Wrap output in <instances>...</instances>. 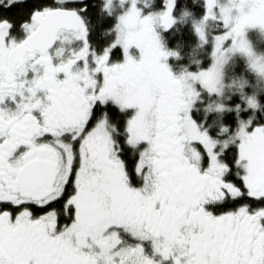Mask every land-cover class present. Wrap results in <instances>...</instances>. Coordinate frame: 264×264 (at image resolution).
<instances>
[{"label": "snow or ice", "instance_id": "6c2138e0", "mask_svg": "<svg viewBox=\"0 0 264 264\" xmlns=\"http://www.w3.org/2000/svg\"><path fill=\"white\" fill-rule=\"evenodd\" d=\"M182 3L159 0V11L144 15L132 0L115 21L125 35L97 52L85 0H0V264H264V120L244 126L237 103L235 141L217 150L193 111L200 92L175 77L153 23L170 33ZM204 4L193 33L207 43L203 25L216 17L214 0ZM258 19L264 0H248L237 24L214 38L210 66L188 74L208 95L218 92L224 45ZM66 31L81 47L56 63L51 50ZM152 83L161 90L159 127L144 134ZM112 121L123 137L112 136ZM122 233L136 243L122 247Z\"/></svg>", "mask_w": 264, "mask_h": 264}, {"label": "trees", "instance_id": "16d2710c", "mask_svg": "<svg viewBox=\"0 0 264 264\" xmlns=\"http://www.w3.org/2000/svg\"><path fill=\"white\" fill-rule=\"evenodd\" d=\"M222 0H214L215 8L218 11L216 4ZM50 2V0H49ZM119 1H114L117 4ZM89 5L90 23L93 32V41L98 42L101 46L108 44L114 39V28L116 18L119 17V12L110 15L106 10L105 0H87ZM94 5L95 7H93ZM204 0H183L180 10L176 13V25L170 33H161L163 46L166 51L172 53L169 59V65L172 67V72L175 74L181 72L198 73L202 69H207L212 63V50L214 38L218 33L222 32L221 28H225L220 21V17H216V21L209 19L204 23L203 30L207 37V43H204L196 38L193 33L194 25H199L204 14ZM159 0H153L150 13L159 11ZM14 15V13H8ZM217 34L214 37V34ZM222 35V34H220ZM230 42H227V44ZM264 50V48L262 49ZM240 56V57H238ZM234 57L233 66L230 67L229 77L226 84V97L220 100L216 96L202 94L196 104L199 121L203 124L213 138L221 136H230L235 133L239 127V121L236 124L231 123L236 120L237 103L240 104L239 120L242 122L264 120V91L257 94L258 86H262L259 77L253 72L252 67L247 59L246 54L241 53ZM244 82L246 85L245 93L239 92L238 87H231L232 83ZM248 85V86H247ZM244 97V101L240 102V98ZM249 96L257 98V107L255 109L247 108L246 103ZM251 97V98H252ZM215 103V105H214ZM212 106L225 111H209ZM247 108V114L245 109ZM222 128H228L229 131L222 132Z\"/></svg>", "mask_w": 264, "mask_h": 264}, {"label": "rangeland", "instance_id": "374dc122", "mask_svg": "<svg viewBox=\"0 0 264 264\" xmlns=\"http://www.w3.org/2000/svg\"><path fill=\"white\" fill-rule=\"evenodd\" d=\"M105 1H106L105 10L110 15L118 13L119 7L120 8L123 7L121 9V12H119V16H121L128 10V8L132 4V0H118L119 2L117 4H114V1H117V0H105ZM152 2L153 0H136V5L139 9H142L144 15H147L150 13L149 9L152 7ZM247 3H248V0H222L216 4L218 11L213 10L214 15L216 17H220V21L225 27L224 29L221 28L222 32L218 33V35L223 34L225 31L230 30L234 25L237 24V22L241 18V15L247 12ZM60 4L62 5L63 3L60 2ZM212 20H214L212 22L216 21V19H212ZM225 21L227 22V24L225 23ZM153 23L155 27L160 26L158 17H154ZM118 34L121 37L125 35V33L122 30L119 33H117V31H114V39L117 38ZM216 35L217 34L215 33L214 37ZM227 42H230V43L227 44ZM227 42L224 45L223 49L221 50L222 51V62H220L217 66L216 79L214 82L216 88L218 89V92L213 96L217 95V98H219L220 100H223L226 97L227 78L229 77L230 67L234 65L232 61L234 60V57L238 56L241 53L246 54L253 72L261 80L262 86L261 87L258 86L257 94L262 93V91H264V50H262L264 48V20L258 19L257 23L254 26H250L246 28L244 30V33L240 35L238 38H236L235 46H233L232 39H229ZM241 45H243L247 49V51H242ZM171 70L173 69L171 68ZM188 74L189 73L187 72H181V73H177L175 77L178 80H181L185 84L186 91L188 89H193L195 91L200 92V97L204 93H206L205 95H207V92L199 88L198 82L193 80L191 77H189ZM237 81L238 83L237 82L232 83L231 87H238L237 90H239V92L244 94L245 88H246L245 83L240 82V80H237ZM153 90L155 94V89ZM151 92H152V89H150V94ZM251 97L252 96H249V98L246 97L247 99L246 101H248L249 99L253 100L256 103V107H257L258 105L257 98L254 96L252 98ZM246 107H247V103H246ZM225 108L226 107L224 106V108L220 111H225L226 110ZM209 109H211L210 111H218V106L217 107L212 106V108H209ZM248 124H249V121L243 122L244 126H247ZM236 134L237 132L233 135L228 136L232 142L235 141Z\"/></svg>", "mask_w": 264, "mask_h": 264}, {"label": "flooded vegetation", "instance_id": "af4514ba", "mask_svg": "<svg viewBox=\"0 0 264 264\" xmlns=\"http://www.w3.org/2000/svg\"><path fill=\"white\" fill-rule=\"evenodd\" d=\"M52 2L57 6V7H62L65 3V0H52ZM63 3L62 5L60 4ZM87 2V0H85V3ZM81 7L83 5H80ZM156 31L158 33H162V29L159 27H155ZM89 31L91 33L89 40L90 43L93 44L94 49L99 52L101 50V44H99L98 42H94L93 41V32H92V28H91V23L89 22ZM16 39H22L23 38V34L21 32H17L16 34ZM112 41V40H111ZM110 41V42H111ZM109 42V43H110ZM161 43L163 45V41L161 39ZM81 45L79 43V41L76 39V37L73 35L72 32H64L60 38V40L57 41L56 46L51 50V55L54 59V61L56 63H62V62H66L73 54V52L75 51H79ZM164 47V46H163ZM165 49V47H164ZM166 50V49H165ZM133 54L137 55L138 57V53H136L135 49H133ZM170 59V57H169ZM169 59L167 61L168 65H169ZM90 62H91V57L89 58ZM170 66V65H169ZM171 67V66H170ZM82 68V66L78 65L75 69V71H80ZM172 68V67H171ZM173 74L176 76V74L173 72ZM150 89H152V92L150 94ZM155 89V94H154V90ZM146 90L148 93V100L144 105L143 108V112H142V116H141V128L143 129V133L144 134H150L156 130H158L159 125L155 124V122L153 121V116L156 114V112L159 111V96L161 94V90L158 84L152 83L150 87L146 86ZM130 89L125 88V90L123 91V93L121 94L122 97L126 98L129 95ZM155 104V110L153 109V105ZM197 104V103H196ZM196 104H194L193 106V111L195 112V114L198 116L197 110H196ZM114 117H115V113H113ZM120 121H121V126L123 124V120H124V116H120L119 117ZM202 127L208 131V129L201 124ZM119 124V121H112L110 123L109 126V131L112 134L113 137H123L124 132L122 127ZM209 132V131H208ZM237 132V130L235 131V133ZM210 133V132H209ZM233 133V134H235ZM214 140L216 141V146H217V150L221 151L224 148L225 143H232V141L229 139V137L226 136H221L219 138H214ZM150 151V150H149ZM149 151H145L144 155L147 158H150L149 156ZM186 156L188 157L189 160H191L193 162V166H196V161L194 158V155L192 153L191 148H186V152H185ZM122 155H124V159L127 161L129 168L131 169L134 165H135V156H136V152H132L129 151L127 153H122ZM243 170V165L241 166V168H236L233 166L232 169V174L236 175L238 172H241ZM208 195H211V187H209L208 191H207ZM143 221V217L139 214H137V218L135 221L136 227L138 228L140 223H142ZM125 244L122 247H126L129 244H134L136 243V241L131 240L127 235H124L123 233L121 234ZM146 249L148 250L149 254H151V242H148L145 244ZM89 250L90 251H95V248L92 247V245H89ZM157 260V264H161V258L160 257H156Z\"/></svg>", "mask_w": 264, "mask_h": 264}]
</instances>
